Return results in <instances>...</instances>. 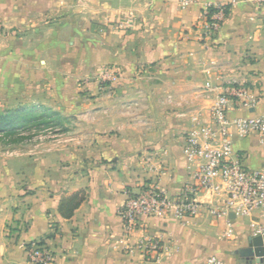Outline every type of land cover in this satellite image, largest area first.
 Returning <instances> with one entry per match:
<instances>
[{"label":"crops","instance_id":"obj_1","mask_svg":"<svg viewBox=\"0 0 264 264\" xmlns=\"http://www.w3.org/2000/svg\"><path fill=\"white\" fill-rule=\"evenodd\" d=\"M181 1L0 0V113L33 110L53 134L35 151L0 158V264H30L34 242L53 251L54 264H203L220 247L227 264H247L237 254L251 238L244 220L234 221L237 240L220 246L215 234L225 220L207 209L183 221L144 218L131 235L120 217L128 198L149 186L173 196L194 182L183 154L191 119L210 123L230 80L260 98L230 118L264 115V8L254 0H194L188 8ZM216 5L226 6L227 19L203 40V15ZM126 16L136 20L131 30L120 27ZM105 69L116 70V83L100 81ZM234 148L248 167L264 166L256 135L234 134ZM75 194L85 199L67 219L60 207ZM145 235L172 252L130 253Z\"/></svg>","mask_w":264,"mask_h":264},{"label":"built area","instance_id":"obj_2","mask_svg":"<svg viewBox=\"0 0 264 264\" xmlns=\"http://www.w3.org/2000/svg\"><path fill=\"white\" fill-rule=\"evenodd\" d=\"M254 2L264 8V0ZM193 4L194 0L181 1L183 8ZM214 8L213 12L203 15V40L217 35L227 19L226 6L216 5ZM135 22L133 17L126 16L120 27L131 30ZM99 78L102 83H116L119 76L116 70L105 69ZM259 102L253 88L232 79L210 109V123H202L200 115L192 117L193 129L187 136L183 154L189 167L194 168V182L173 196L156 186L130 196L120 210L125 233L131 235L139 230L144 218L174 216L183 221L194 219L207 209L211 217L225 220L222 238L228 242L237 240L234 221L248 219L251 238L262 239L263 255L245 260L247 264H264V166L257 169L248 167L234 148V134L240 138L256 135L259 143L264 145V115L229 116L232 109L249 111L255 109ZM199 197L203 200L198 201ZM246 248L255 249L251 244ZM127 249L143 257L155 255L157 258L172 252L171 243L150 235L139 238ZM27 254L30 264H54L55 261L53 251L44 242L28 245ZM203 264L227 263L222 257L211 255Z\"/></svg>","mask_w":264,"mask_h":264},{"label":"rangeland","instance_id":"obj_3","mask_svg":"<svg viewBox=\"0 0 264 264\" xmlns=\"http://www.w3.org/2000/svg\"><path fill=\"white\" fill-rule=\"evenodd\" d=\"M3 32L0 34V43H3ZM3 50V49H1ZM5 106L3 105L1 107V112L4 109ZM49 123L40 124V126L32 127L31 129L25 131L24 133L20 134H12V135H0V158L8 157L9 155L14 156H22L25 153H29L32 151H35L36 145L39 142L38 139H40L43 136H52V131L48 130L46 132V129L48 128ZM51 134H46V133ZM240 220V219H239ZM244 223L246 225L250 224V221L248 219L244 220ZM215 239L217 241V245L220 246H226L229 245L231 242H228L222 238V235L219 237L217 234H215ZM218 256L221 257H229L230 253L226 249V247H220L219 252L217 253Z\"/></svg>","mask_w":264,"mask_h":264},{"label":"trees","instance_id":"obj_4","mask_svg":"<svg viewBox=\"0 0 264 264\" xmlns=\"http://www.w3.org/2000/svg\"><path fill=\"white\" fill-rule=\"evenodd\" d=\"M45 118L44 115L23 107L0 113V135L24 133L32 127L44 124ZM84 199L85 195L75 194L68 201H64L60 207L62 215L70 219Z\"/></svg>","mask_w":264,"mask_h":264},{"label":"water","instance_id":"obj_5","mask_svg":"<svg viewBox=\"0 0 264 264\" xmlns=\"http://www.w3.org/2000/svg\"><path fill=\"white\" fill-rule=\"evenodd\" d=\"M234 218V216H232ZM249 244H251L255 249L252 248H243L240 249L237 254L244 259L256 256H262L263 255V249H262V239L260 237L258 238H249Z\"/></svg>","mask_w":264,"mask_h":264}]
</instances>
